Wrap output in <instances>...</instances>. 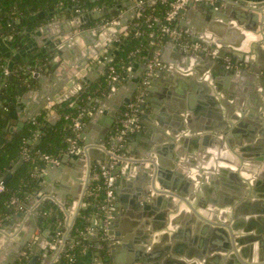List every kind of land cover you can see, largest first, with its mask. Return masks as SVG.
<instances>
[{"label": "water", "instance_id": "1", "mask_svg": "<svg viewBox=\"0 0 264 264\" xmlns=\"http://www.w3.org/2000/svg\"><path fill=\"white\" fill-rule=\"evenodd\" d=\"M218 1L220 4L211 8L207 4L190 2L179 10V14L183 16L179 25L184 27L185 33L191 41L205 44L211 49L210 53L184 54L177 45L170 41L158 48L151 47L150 49L151 53L155 49H159V61L163 65L162 69H156L149 78L148 92L150 96L146 100L151 103L155 113H141L142 129L134 135L127 136L124 141L117 142L120 143L119 155L122 158L112 169L115 177L114 184L117 188H115V196L112 198V201L116 203L113 218L108 226V233L113 241L111 256L115 264H159L158 262L161 260L167 264H264V182H256V180L247 182L242 179V177L249 179L248 173L251 169L248 167L251 165L249 162H247L248 168H243L240 171L242 177L238 173L237 166H239L240 157L243 158V149L236 148L233 152L223 144V151L230 152V166L225 168H229L231 178L225 187L229 188L233 194L232 200L222 198L221 201H217L214 195L213 198L211 197L212 192L217 188V181L215 178L209 177L207 174L209 169H206L205 174L199 173L197 169H193L194 172L192 171L191 175L183 173V170V172H175L171 160L174 154L173 141L175 140L179 142L196 141V143L193 142V145H196L199 139L206 143L216 139L222 143L221 140L224 142L228 131H242L244 128H250L246 118L254 119L255 124H252L251 128L261 127L264 130V62L257 61L258 58L255 59L251 53L255 50L259 56H264V47L260 43L264 40V0ZM129 3L126 7L128 8L127 12L120 16V25L116 26V31H120L123 26H126L129 23V18L140 15L134 9L136 3L133 1ZM117 9L113 6L108 9L103 8L101 11H94L91 13L93 16L91 20L113 16ZM57 10L54 8L50 12H34L14 20L4 21L2 18V21L5 26L30 24L38 19H43L48 13L52 15ZM199 18L206 22H198ZM73 33V29L67 32L64 30L58 38L52 39L56 45L50 51V55L55 54L68 62L70 54L78 49L75 41L71 42L72 38H77ZM230 33L233 34L230 35ZM104 35V38L108 39L104 41V46L98 48L99 51L113 40L109 32H104ZM25 50L31 52L30 47H25ZM15 55L19 56L20 53H15ZM116 55L117 50L111 54L110 60L104 63L107 65L112 62ZM242 62L249 66H242ZM85 63H89V61L85 59L83 62L77 63L75 68L69 67V72L73 75L70 77V85L82 84L83 89L88 88L81 82L88 81L87 84H89L93 76L87 74L81 81L77 79V73L85 67ZM232 66L237 68L232 69ZM51 67L52 69L56 67L55 62L51 64ZM144 73L145 70H142L135 79L125 78L122 85L115 84L110 87L107 95L99 103L98 111L89 114L91 119L80 135L83 138L82 145L78 143L77 148L66 151L58 163L51 162L41 170L44 186L41 181L38 184L44 188L43 194H52L51 196L64 206L68 200H73L71 201L72 207L69 209L71 216L74 217L78 202L83 201L88 185L93 181V175L90 172L92 164L98 162L101 166L110 168L111 155L106 150L109 145L107 143L108 135L114 134L116 117L122 113L123 107L130 103L143 81ZM177 73L186 74V78L195 83L198 79H204L208 73L211 83L215 87L214 90L224 93L226 96L229 95L230 115L228 117L230 123L220 122L217 130L215 129V132L224 129L223 135L176 139L180 129L176 131H171V129L169 130L170 135H167L152 125L151 119H156L159 122L162 117L157 113L159 106L165 99L171 98L166 95L165 87L160 88V84L164 80L165 84L169 83L171 74ZM47 75L44 70H39L34 74V77L42 83L48 77ZM67 78L65 73L63 81L59 82L47 95H44L42 89L39 91L29 117L33 118L48 103L53 102L54 97L61 91L59 89L63 88L65 82L68 81ZM222 79H225V86L230 87V92L226 91V88H221L220 81ZM254 84L257 85L259 94L249 93L248 97L252 102L243 101L247 97L245 92L248 91V85L253 87ZM203 86L207 89L208 94H211V87L204 83ZM182 88L186 87L182 86ZM162 90L163 93L160 92ZM237 95H239V99L234 101L233 98ZM68 98L69 96L66 95L62 97V100ZM3 99L4 95L0 94V100ZM226 103L228 105L227 100ZM107 104L111 108L109 119H106L104 127L97 129L98 123L103 121L102 118L100 121L99 117L102 113L101 109ZM145 108L144 103L142 110ZM161 112L163 111L161 110ZM244 112L245 117L240 119ZM54 124L55 121L52 119L50 126ZM22 126L23 122L16 129L10 127L4 129V132H10L12 135L9 139H12ZM247 139L249 140V137ZM230 145L234 147L231 139ZM68 163L74 164L78 169H84L86 165L88 168L87 178L74 175V182L68 181V176L65 173ZM20 164L14 165L8 174L0 178V181L6 184ZM225 168L223 171H227ZM201 170L203 171V169ZM82 190L84 191L80 197ZM199 192L202 193L201 200L197 196ZM41 198L42 195H38L33 202ZM218 203L221 206L229 207L228 211L226 210L227 214L224 212L225 210L221 211L222 216L209 213V209ZM168 213H174V216L168 219ZM182 219H184V227L181 226L176 230L177 232H173L177 223ZM92 224L97 229L96 215L93 216ZM192 225L195 226L197 233L199 232L198 240L193 242L194 246L198 248L197 250L195 248L185 249L184 247H188L189 244L183 246L179 241L183 234H191L190 227ZM39 229L41 232L36 235ZM154 231H159V234ZM150 242L152 245L147 251L146 244ZM52 244L48 230L42 227L39 209L33 211L31 209L29 212L18 211L12 215L10 222L0 225V254L6 255L0 264H18V260L23 257L28 261V264H36L41 255H43L45 264H48L51 260L49 246ZM4 248L6 250H3ZM182 257L184 258L178 259ZM99 264H105V259H102L101 256Z\"/></svg>", "mask_w": 264, "mask_h": 264}, {"label": "crops", "instance_id": "2", "mask_svg": "<svg viewBox=\"0 0 264 264\" xmlns=\"http://www.w3.org/2000/svg\"><path fill=\"white\" fill-rule=\"evenodd\" d=\"M130 1L135 2L134 0H120L113 5L118 8L116 12L118 13L119 16L127 12L128 8L126 7L128 4H130L129 3ZM251 1H255V0H251ZM219 4L220 3L217 0V2L214 5H210V8L213 6H218ZM60 7H57L58 10L56 12L54 11L52 15L48 13V15L44 16L43 19H38L37 21H34L30 24H24V23L18 24L19 42L17 43V45H15L14 41L12 40L13 38L11 34L7 33L9 32L6 31L8 26H5L4 21H2V17H0V61L2 59H5L7 63L11 65L14 61V58H17L15 53H21V54L40 53L46 55L48 59L47 67L42 69L44 70V72L48 74L47 75L48 77L45 79L44 82L40 83L39 79L35 78L33 75L32 82H22L21 85L23 89L21 91L15 92L14 94L11 95V97L4 96V99L0 100V106H2V108H0V111L4 113V117L7 120L4 129H9L10 127L16 129L21 122H23V126H22L23 128L25 124L32 119L31 117H29V113L33 111L32 108V106L34 105L33 102L37 100L39 91L42 89L44 91V95L49 94L52 91V89H54L58 85L59 82L63 81V76H65V73L68 76L67 78L68 81L65 82V86H63V88L59 89L61 91L59 92L58 95L54 97L53 102L48 103V105H46L44 109H50L51 106H53L54 104H58L65 101L62 100V97L66 95L69 96V98L81 97L85 92H87V90L91 86L100 82L101 79L105 78L107 65L104 63L105 61L103 57L106 50L111 52V54L115 51L118 41L122 39L124 36H126V30L128 25L136 17L135 16L133 18H129V23L126 26H123L120 31H116V26H114L113 28L109 27L107 29L100 27V23L102 22L101 19L100 20L95 19L92 21L91 20V18L93 17L91 14L92 11L88 13L71 14L67 11V8L62 9ZM134 9L136 10V6L134 7ZM48 12H50V10ZM74 18L75 20L73 21ZM182 19L183 16L179 15L178 23H177L178 25ZM200 21L206 22L205 20L199 18L198 22ZM179 27L183 31H185L184 27L180 25ZM241 28L246 30L244 27ZM71 29L74 30V35L76 34L77 36V38H72L71 40V42L75 41L74 43H76L78 48L77 51L70 54L68 62L55 54L51 56L50 51L56 45L54 41H52V39L58 38L59 34L63 33L64 30L67 32L70 31ZM104 32H109L110 37H112L113 40L109 45L104 47L103 50L99 51L98 48L104 46V41L108 39L106 37L104 38L105 36ZM221 34L226 35L224 32H221ZM232 34L233 33H230V35ZM260 43L264 47V40H262V42ZM25 47H30L31 52H27L25 50ZM93 53L95 54L93 55ZM251 53L255 57V59L258 58L257 61L264 62V56H259L255 50H253ZM150 54H151V50H150ZM85 59L88 60L89 63H85V67L80 72L77 73V79H80L81 81L84 75L87 74L91 75V77L93 76L92 80L90 79L89 84H87L88 81L81 82L88 86L87 89H83L82 84L70 85L69 82L70 77L73 76L69 72V67L75 68L77 63L83 62ZM146 61H147L146 58L143 59L141 57H133V59H131L130 61L132 71L131 73H128L127 76L124 77V79L125 78H129V80L135 79V77L139 74L140 71L146 69V66H144L146 65ZM54 62L56 67L52 69L51 64ZM244 65H246V67L249 66V64L246 63ZM236 68L237 67L232 66V69H236ZM186 77L187 75L184 73L181 74L177 73L174 75L171 74V78H169L170 80L169 83H166L167 85L164 83L165 80L162 81V84H160L161 86L160 88L163 89V87H165V89L167 90L166 95L170 96L171 98L165 99L164 102L159 106L157 113L159 115H162V117L161 119H159V122H157L156 119L154 120L151 119L152 125L154 127H158L162 132H164L167 135H170L169 130L171 129H172L171 131H176L177 129H180L181 131H179V135H177L178 138L176 139H181V138L187 139L192 136L202 137L205 135L207 136L210 135L216 137L223 135L222 133L224 132V129H221L218 132L215 131L217 130V127L220 124V122L230 123L228 117L230 115V100L228 98L229 95L226 96L224 93L223 94L218 93L216 92V90H214L215 87L212 85L210 80V74L208 73H206L204 79L196 80V83L194 81L192 82L189 81V79ZM124 79L123 81L125 82ZM123 83L119 85H122ZM203 83L208 84L211 87L212 89V91H210L211 94H208V91L203 86ZM220 84L222 89L226 88V91L228 92L231 91L230 87L225 86L226 84L225 79H222L220 81ZM182 86L186 88H182ZM253 87L252 85H248V91L245 92L247 97L246 100L242 99L243 101L252 102V100L248 97L249 93L259 94V91L257 90V85L254 84ZM107 92L108 90L105 92V94L98 95L99 89L94 90V96L91 100H89L90 107L87 110L86 119L83 121L84 123L83 129L84 127H86L89 120L91 119L89 114L98 111V108L100 106L99 103L107 95ZM160 92L163 93V90ZM0 94L4 95V93L1 90V86H0ZM149 96L150 93L148 92L146 98ZM241 98H243L242 95ZM237 99H239V95L233 98L234 101ZM226 100L228 101V105L226 103ZM145 105L146 108L145 110L142 111V113H149V114L155 113L152 110V106L151 103H149V101L146 100ZM161 110L163 112H161ZM101 111L102 113L100 114L99 117H100V121H102V119L103 121L98 123L97 125L98 127H96L97 129H101L102 127H104L105 123L107 122L106 119H109L108 117L111 111L110 105L107 104L105 107H102ZM24 117H28V118L25 119ZM244 117H245V112L242 113L240 119H243ZM58 118L59 116L54 111L50 112L49 115L50 122L52 121V119H54L56 123ZM120 118H121V114H119L118 117H116L114 133L118 131ZM246 120H247L246 122H248L247 123L248 126L250 127L249 129L244 128L242 131L241 130L228 131L227 132L228 135L225 136L224 142L221 140L222 143H219L216 139L214 141H209L207 143L199 139L196 145H193V142L196 143V141H192V140H189V142H185V141L179 142L176 140L173 141L174 154L173 157H171V160L173 161L172 165L175 172L183 170L184 171V172L182 171L183 173H187L188 175H191L193 169H197L199 173L205 174L206 169H209V171L207 170L208 171L207 174H209L210 178H215L217 181L216 184L217 188L212 192L211 197L213 198L214 195L217 201H221L222 198L232 200L233 194L231 193L229 188L225 187L228 185L231 176H230L229 168H225L230 166V160H229L230 152L227 150H225V152L223 151V144H224L225 147L227 146V148L231 149V151L233 152L234 149L236 148H239V150L240 148L243 149L242 151L243 158L240 157L239 160L240 162H239V166H237V171L242 177L240 171H242L243 168L244 169L248 167L251 168L250 173H248L249 179L242 177L243 180L247 182H249V180H256V182H264V134H263L264 130L261 127H258L256 129L251 128V125L255 124L254 119L246 118ZM165 124H168L169 126ZM83 129L80 135L83 133ZM11 135L12 134L10 132L3 131L0 143L4 139L9 140V137ZM112 135L114 134L108 135L107 143ZM247 137H249V140L247 139ZM79 138H80L79 145H82L83 138L81 136ZM230 139L232 143H234V147L230 145ZM247 162L251 164L248 167H247L248 164ZM99 167L100 164H98V162L92 164V169L90 171L92 172L91 175L93 174L94 169ZM223 168H225V170L227 169V171H223ZM201 169H203V171ZM65 173L68 176V181L71 180L73 183L74 175H81L84 179H86L88 176V168L85 165L84 169L81 168L78 169V167L75 166L74 164L68 163L65 169ZM42 175L43 173H41L40 171L37 175V181L38 182L41 181L42 185L44 186V181L41 179ZM96 180H97L96 177L93 176L92 183H94ZM91 184L88 185V188L91 186ZM83 191L84 190H82L80 197L82 196ZM43 193H44V188L40 187L39 185V191L36 194V196L30 197L19 211L29 212L32 208L36 209L37 204L40 200H37L36 202H33V200L34 199L36 200V197L38 195H42L41 199L49 198V196L52 195V194H47V193L43 194ZM197 196L199 200H201L202 193L201 192L197 193ZM71 201L73 200H68V202L65 205V207L66 206L68 207V211L72 207ZM52 202L56 203L57 205L60 204L57 202L56 199L55 201ZM115 203L116 202H114V205ZM228 209L229 207H227V205L221 206L218 203L216 206L209 209V213H211L212 215L215 214L217 216H222L221 211L225 210L224 212H226V210L228 211ZM173 216L174 213L173 214L168 213L167 215L168 219H170ZM11 218L6 223L10 222ZM183 220L184 219H182L179 223H177L178 225H176L173 232H175L181 226L184 227ZM42 227L45 230H48L50 235V241L53 243L56 237V232L52 229L50 225H47L43 222H42ZM190 228H191V232H190L191 234L189 235L183 234V236H181L179 241L182 242L183 246L187 245V243L189 244L188 247H184L185 249L195 248V250H197L198 248L194 246L193 242L194 241L196 242L198 240L199 232L197 233L194 225H192ZM164 230L167 229L164 228ZM40 232L41 230L39 229L36 232V235H39ZM158 232L159 231H154V233L159 234ZM132 233H134V231H132ZM87 235H88L87 236L88 249L83 255L80 264H99L100 256L102 257V259H105L102 253V246H103L102 241L100 240L99 235L94 231L87 233ZM66 238L62 239V242L65 241ZM151 245H152L151 242L146 244V247L148 248L147 251H149V247ZM3 250H6V248H4ZM111 251H110V258L113 261L111 256ZM168 255L170 254L168 253ZM5 257L6 255L0 254V263ZM183 258L184 257L178 259H183ZM24 259L25 258L23 257L21 260H18V263H21ZM37 263L45 264V261L43 260V255L39 257ZM158 263L167 264L164 263L163 260L159 261ZM48 264H53V262L50 261Z\"/></svg>", "mask_w": 264, "mask_h": 264}, {"label": "trees", "instance_id": "3", "mask_svg": "<svg viewBox=\"0 0 264 264\" xmlns=\"http://www.w3.org/2000/svg\"><path fill=\"white\" fill-rule=\"evenodd\" d=\"M120 0H0V17L12 20L27 16L37 11L48 12L51 9L64 6L71 14L78 10H92L94 8H110ZM134 20L127 27V35L120 39L116 45L117 55L115 65L123 74V67L130 64L133 53L139 50V55L152 58L150 54L151 42L164 44L168 39L161 30L165 17L170 10V3L175 0H143ZM118 13L115 11L114 16ZM112 16L106 17L110 19ZM157 18V20H155ZM19 25H9V31L15 45L19 42ZM111 53V52H110ZM47 56L40 53H20L11 65L5 59L0 61V85L4 96L11 97L23 89L22 82H32V75L40 69L47 67ZM6 70L9 71L6 74ZM105 78L91 86L81 97H71L61 103L54 104L50 109H43L29 120L12 139H4L0 143V178L8 174L17 163H21L10 180L5 184V191L0 193V225L7 222L13 214L19 211L32 196L39 191L37 181L38 173L47 166L45 156L60 160L66 151L70 150L69 138H74L73 118L83 111V121L86 119L89 98L94 96V90L99 89L98 95L103 94ZM27 80V81H26ZM54 111L58 116L57 122L50 126L49 115ZM7 120L0 111V140ZM79 141V140H78ZM38 142V143H36ZM101 181L94 182L87 190L83 199V207L75 219L71 231V239L61 255L57 264H80L85 254L84 247L88 246L87 233L92 227L93 216L100 217L97 204H102L106 195L100 191L99 196H93V191L102 186ZM66 210L68 207L66 206ZM39 216L43 223L50 225L57 233L64 229L65 212L51 200L43 201L39 207ZM75 241L79 244L70 251V245ZM102 253L105 262L110 261L107 243H102ZM75 255L76 261L70 262V257ZM22 263V262H21ZM18 263V264H21ZM40 264V263H37Z\"/></svg>", "mask_w": 264, "mask_h": 264}, {"label": "built area", "instance_id": "4", "mask_svg": "<svg viewBox=\"0 0 264 264\" xmlns=\"http://www.w3.org/2000/svg\"><path fill=\"white\" fill-rule=\"evenodd\" d=\"M134 1L136 3V10H138L140 7L144 5L143 0H134ZM190 2L214 5L217 2V0H175L171 2L170 10L168 11L165 17L164 25L162 26L161 30L163 31V34L168 39V41L177 45L184 54H208L211 52V49H209L205 44L191 41L190 37L177 24L180 15L179 10L185 7ZM101 10H103V8L96 7L92 10H87V11L78 10L77 13H88L91 11L94 12ZM120 19L121 17L119 15L117 16L113 15L110 19L103 18L101 19L102 22L100 23V27L105 29L109 27L113 28L114 26L120 25ZM155 20H157V18H155ZM126 35H127V31H126ZM159 46H161L160 42L159 43L155 41L151 42V47L158 48ZM133 56L141 57L145 59V56L139 55V50H136V52L133 53ZM110 58H111V53L108 50H106L103 59L104 61H108L110 60ZM146 59H147L145 65L146 69H145L143 81L136 90L130 103L123 107L121 118L119 121L118 131L111 136L110 140L108 141L109 145L106 147V150L111 155V161H112L111 166L110 168H107L105 166L100 165L99 168L94 169L92 174L94 177H96L97 181H101L103 183V185L98 187L96 191H93L92 193L93 196L96 197L99 196V194L101 193L100 191L102 190L105 192L106 197L103 200L102 204H97L100 214V217L97 219L98 221L97 229L92 226L88 229V233L92 231L97 232L102 243L103 242L107 243V247L109 248V255L112 249L113 241H112V237L108 233V226L110 224V220L113 218L114 202L112 201V198L115 196V188H116L114 184L115 177L112 173V169L114 168V165L117 164L119 160L122 158V156L119 155L120 143L117 142L124 141L127 136L134 135L135 133H137L142 129L140 116L143 111L142 105L145 103L146 96L148 94L149 78L156 69L162 68V63L159 61V49L154 50L152 58L146 57ZM113 61L107 64L106 76L104 79L105 88L102 90L103 94H105V92L115 84L118 85L121 84L124 77H126L127 74L131 73L132 71L131 65L129 64L123 67V74H122L121 72L118 71L117 67L113 65ZM8 73L9 71L6 70V74ZM35 73L36 71L33 73V75ZM92 98L93 97H90L89 100H91ZM83 116H84V112L82 111L78 115V117L72 119L73 121L72 128L75 133V137L68 139L71 145L70 150L75 149L78 146L80 133L84 126ZM44 159L47 161L48 164L51 162H56V163L59 162L58 159H53L49 156H45ZM5 189H6L5 184L2 181H0V193L5 191ZM87 193L88 192L86 191V194ZM46 200L55 201V197L49 196V198L40 199L36 209H39L40 204ZM58 205L65 212L66 216H65L64 229L56 233V237L53 241L52 246L50 247L51 248L50 261H52L53 264H57V262L61 258L62 253L66 249V245L68 241L71 239V231L75 223L74 217L77 213L79 214V210L83 207L84 204L83 201L79 203V205L77 204L78 208L76 207L74 217L70 215L69 211L66 210V207L64 205L62 204H58ZM33 210L35 209L32 208V211ZM64 238H66V240L62 242V239ZM78 244L79 241H75L73 244H71L70 251L74 250ZM87 249L88 246H85L84 247L85 252ZM75 261H76L75 255H72L70 257V262H75ZM21 264H28V261L23 260ZM105 264H115V263L110 258V261L108 263L105 262Z\"/></svg>", "mask_w": 264, "mask_h": 264}, {"label": "flooded vegetation", "instance_id": "5", "mask_svg": "<svg viewBox=\"0 0 264 264\" xmlns=\"http://www.w3.org/2000/svg\"><path fill=\"white\" fill-rule=\"evenodd\" d=\"M29 15H30V14H29ZM27 16H28V15H27ZM23 17H24V16H23ZM20 18H22V17H20ZM18 19H19V18H18ZM244 64H245V63L242 62V66H244Z\"/></svg>", "mask_w": 264, "mask_h": 264}]
</instances>
